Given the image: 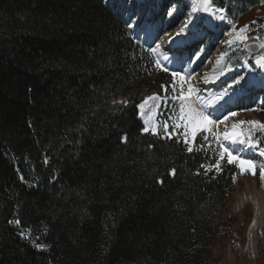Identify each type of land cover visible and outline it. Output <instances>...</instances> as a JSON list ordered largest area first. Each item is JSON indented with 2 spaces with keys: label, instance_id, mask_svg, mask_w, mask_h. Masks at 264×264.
<instances>
[{
  "label": "trees",
  "instance_id": "obj_1",
  "mask_svg": "<svg viewBox=\"0 0 264 264\" xmlns=\"http://www.w3.org/2000/svg\"><path fill=\"white\" fill-rule=\"evenodd\" d=\"M212 5L237 20L260 4ZM148 49L105 0H0V264L214 261L238 169L201 167L219 159L211 137L190 153L143 131L138 105L172 83Z\"/></svg>",
  "mask_w": 264,
  "mask_h": 264
},
{
  "label": "rangeland",
  "instance_id": "obj_2",
  "mask_svg": "<svg viewBox=\"0 0 264 264\" xmlns=\"http://www.w3.org/2000/svg\"><path fill=\"white\" fill-rule=\"evenodd\" d=\"M105 3L114 5L119 12H124L125 19L129 25H132L129 28L134 38L148 47H154L156 43H159L160 52L169 57L168 61L163 60L162 56H156V59H160L162 63L168 64L171 68L184 66L189 70L195 69L191 84L199 88L202 98L198 101L194 100V106L200 107L207 103V110L212 112L214 117L217 114V108H220L222 112L228 110L238 112L237 116L232 117L226 124L220 125L218 129L214 128L213 131L223 133L225 130H230L234 124L240 125L241 121L255 120L264 123V110H247L264 109V91L257 87L260 81L264 80L263 70L255 67L254 70L249 71V66H254L255 60L264 55V48H261L257 55H252L245 49L246 45L251 42L264 44V5L252 8L237 20L230 18L225 12L224 14L232 20L236 28V31L229 36L227 31L232 25L202 12L200 10L202 0H195L198 6L196 11L190 9L191 6L186 0H105ZM215 9L214 7L213 10ZM212 18L216 29L210 31L207 24ZM185 21H188V27L180 36H177L176 34ZM253 21L256 23L253 24ZM246 25L248 28L245 30ZM241 30L245 31L242 33ZM199 33H204L205 36L203 39L196 40L194 35ZM243 35L248 36L249 39L242 40ZM182 37H188L187 41L190 44L181 49L176 46V42L179 43ZM229 40L235 42L231 47L226 45V41ZM197 49L200 51L197 52ZM244 51L251 57L250 62L245 59ZM193 53L199 56V60H196L194 64H189V57ZM222 53H227L222 60V68L225 65L231 68L230 63L240 58L243 66L236 69L231 68V71L226 69L223 75H220V70L214 75L210 74L212 63L219 60ZM240 74L244 76V79L236 84L232 78ZM205 77L208 82H205ZM177 85L180 87L179 83ZM184 86L187 87V84ZM225 89H228V95L216 104L209 103ZM123 100L124 94H120L113 97L111 101ZM154 103L153 118L142 115L141 119L149 131L153 132V129H156L157 132L164 133L163 125L157 116L161 106L163 108L167 103H162V100H155ZM172 104L171 101L168 106L173 112L175 109ZM173 122L170 119L168 133L180 138L183 142L184 130L182 128L173 129L171 127ZM249 128L250 125L247 123L241 125V130L245 133L249 131ZM257 132L259 131H254L253 138ZM164 134L168 136L167 133ZM208 136L212 138L211 134ZM193 145L194 142L191 146ZM232 147L235 149L234 154L254 159L257 162V174L255 177L251 173L240 175L239 168L232 164L238 169V173L235 175L234 191L230 194L221 212V236L213 245L214 261L211 264H264V182L260 180L259 171L264 160L242 145H232ZM210 169H215V167ZM258 207L259 212H256ZM30 234V232L22 231L24 236L30 237ZM108 237L110 238V235Z\"/></svg>",
  "mask_w": 264,
  "mask_h": 264
},
{
  "label": "snow or ice",
  "instance_id": "obj_3",
  "mask_svg": "<svg viewBox=\"0 0 264 264\" xmlns=\"http://www.w3.org/2000/svg\"><path fill=\"white\" fill-rule=\"evenodd\" d=\"M258 3L260 5H264V0H258ZM214 5H212V0H202V4L200 7V10L204 13L209 14L210 16L214 17L216 20L224 21L229 25H232L231 29L227 31V35L231 36L232 32L236 31L235 25L233 24L232 20H230L224 13V8H216L213 10ZM219 13V14H217ZM256 22L253 21V24ZM129 26H132L131 24ZM188 27V21H185L184 25L181 27L180 31L176 34L177 36H180L181 33L185 31V29ZM248 28V26H245V30ZM245 30H241L243 33ZM259 37H257L258 39ZM242 40L249 39L248 36L243 35L241 37ZM171 43V41H169ZM235 42L234 41H226V45L231 47L233 46ZM259 47L264 48V44L259 45ZM150 53L156 57V56H162L163 60L168 61L169 57L162 52H160V44L156 43L154 47H149L148 49ZM249 52L252 51V46H249L247 49ZM200 50L197 49V52ZM227 53H222L219 60H217L216 64L219 66L221 64V61L224 59L225 55ZM196 60H199V56L196 53H193L189 57V64H194ZM154 65L157 69L162 70L165 73H169L172 77V83L170 85H161V88L164 91V95L161 96L159 94H154L151 96L146 97L139 105L138 107L140 109H143L146 104L149 103V101H155V100H163L167 102L169 99V88H171V100L173 102L172 107L175 109V111L172 112V116L169 117V119L173 120V124L171 127L173 129L175 128H182L184 131L182 133L184 137V144L189 145L187 147L188 152L193 151V147L191 146L192 142L196 140V137L198 134H203L202 139L204 141L209 140L208 134L212 135V141H214L217 145V151L216 155H218V161L215 165L212 166H205L201 165V167L211 168L215 167L217 171H220V161L227 160V163L232 165H236L240 170V175H245L248 173H251L252 176H256L257 172V162L254 159L251 158H244L239 155L234 154L235 149H233L232 145H242L244 148L252 150L254 153L258 154L261 157H264V146H261V141L259 139L253 138L254 131H259L261 133H264V123L259 121H241L240 125H232L230 130H225L223 133H218L213 131V129H218L220 125L226 124L228 120H230L232 117H235L238 115L237 111L234 110H228L227 112H222L220 108H217V114L213 115L212 112H209L208 104H204L200 107L194 106V100L198 101L200 100L201 93L199 88H197L195 85L191 84V80L193 79V73L195 72V69L189 70L185 68L184 66H181L180 68H171L168 64H164L161 62L160 59H155ZM255 67H258L259 69L264 70V55H261L259 58L255 60L254 66H249V71L254 70ZM231 71V68H228L227 65L225 67L220 68V75H223L225 70ZM198 74V73H196ZM236 84H239L241 80L244 79V76L242 74L238 76H234L232 78ZM205 82L207 81V77H205ZM179 83L180 87L177 89L176 85ZM187 84V87L184 85ZM228 89H225L223 92H221L219 95L213 98L212 101L209 103L216 104L220 100L223 99L224 96L228 95ZM119 103L123 106L127 105V100L116 102L114 101L113 104ZM223 106L221 105V108ZM250 111H257V110H264V109H247ZM247 123L250 125L249 131L245 133L241 130V125ZM164 133L168 134V137H171V133H168L169 123L168 120H165L163 123ZM144 132H148L149 129L145 127L143 129ZM154 134L159 133L156 131V129H153ZM125 142H126V138ZM201 148H203V144L200 145ZM209 147H211V142H209ZM45 163H47V159H45ZM260 171V180L264 182V164H261L259 167ZM174 173V170H173ZM199 174V173H197ZM235 175L233 176V182H235ZM10 223H16L19 224L20 221H10ZM37 247H43L42 245H37Z\"/></svg>",
  "mask_w": 264,
  "mask_h": 264
},
{
  "label": "bare ground",
  "instance_id": "obj_4",
  "mask_svg": "<svg viewBox=\"0 0 264 264\" xmlns=\"http://www.w3.org/2000/svg\"><path fill=\"white\" fill-rule=\"evenodd\" d=\"M186 1H188V5H190L191 7H190V9H193V11H196L197 10V8H198V6H197V4L195 3V0H186ZM210 17V16H209ZM207 27H208V30H210V31H212V30H215L216 29V25H215V21H213V18L212 19H210V21L208 22V24H207ZM186 35V34H185ZM184 35V36H185ZM204 36H205V34L204 33H199V34H197L196 36L194 35V37L196 38V40H199V39H203L204 38ZM192 39V38H191ZM191 39H190V41H191ZM181 40H189V38L187 37V38H185V37H182V38H180V40H179V42L181 41ZM189 42V41H188ZM190 43V42H189ZM216 62L217 61H215L214 63H212V68H211V72H210V74H215V73H217L219 70H220V68H222V66H223V63H222V61H221V64L219 65V66H217V64H216ZM263 73H264V70H263ZM208 74V73H207ZM260 88L261 89H264V80L262 79L261 81H260ZM140 115L142 116V115H145V116H147L148 118H153V116L155 115V103H154V101H149V103L148 104H146L145 105V107L143 108V109H140ZM140 116V117H141ZM261 157V156H260ZM261 158H263V160H264V157H261Z\"/></svg>",
  "mask_w": 264,
  "mask_h": 264
},
{
  "label": "water",
  "instance_id": "obj_5",
  "mask_svg": "<svg viewBox=\"0 0 264 264\" xmlns=\"http://www.w3.org/2000/svg\"><path fill=\"white\" fill-rule=\"evenodd\" d=\"M259 43H250V44H248L247 46H246V51H248L247 49H248V47L249 46H252V51L251 52H249L250 54H252V55H256V54H258L259 53V51H260V49H261V47H259Z\"/></svg>",
  "mask_w": 264,
  "mask_h": 264
},
{
  "label": "crops",
  "instance_id": "obj_6",
  "mask_svg": "<svg viewBox=\"0 0 264 264\" xmlns=\"http://www.w3.org/2000/svg\"><path fill=\"white\" fill-rule=\"evenodd\" d=\"M256 212H259V207H258V209H257V211Z\"/></svg>",
  "mask_w": 264,
  "mask_h": 264
}]
</instances>
